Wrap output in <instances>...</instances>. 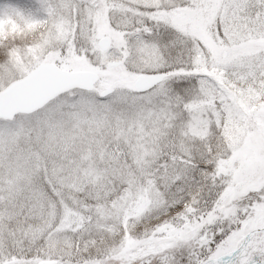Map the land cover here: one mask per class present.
<instances>
[{"label":"snow or ice","instance_id":"1","mask_svg":"<svg viewBox=\"0 0 264 264\" xmlns=\"http://www.w3.org/2000/svg\"><path fill=\"white\" fill-rule=\"evenodd\" d=\"M0 264H264V0H0Z\"/></svg>","mask_w":264,"mask_h":264}]
</instances>
